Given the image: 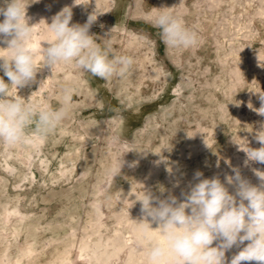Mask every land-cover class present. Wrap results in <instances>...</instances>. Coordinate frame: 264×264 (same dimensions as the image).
<instances>
[{"label":"rangeland","instance_id":"rangeland-1","mask_svg":"<svg viewBox=\"0 0 264 264\" xmlns=\"http://www.w3.org/2000/svg\"><path fill=\"white\" fill-rule=\"evenodd\" d=\"M66 6L72 24L97 16L89 34L134 63L105 80L73 64L50 69L41 55L34 82L9 86V98L52 109L63 105L65 89L71 97L67 118L47 135L34 121L23 142L0 141V264H96L82 245L118 235L128 247L110 264H128L129 247L149 248L134 234L145 190L178 199L199 171L235 194L226 180L234 170L253 185L264 172V164H245L239 149L261 147L255 136L264 116L255 110L264 93V0H34L27 14L42 50V33L51 35L47 24ZM164 7L197 33L196 47H166L154 26ZM0 77L9 82L2 69ZM58 246L66 249L55 261ZM38 250L48 254L36 263Z\"/></svg>","mask_w":264,"mask_h":264},{"label":"clouds","instance_id":"clouds-1","mask_svg":"<svg viewBox=\"0 0 264 264\" xmlns=\"http://www.w3.org/2000/svg\"><path fill=\"white\" fill-rule=\"evenodd\" d=\"M37 2V0H36ZM24 0H0V43L7 45L8 55L0 57V69L9 82L0 77V141L15 145L25 140V130L34 121L36 131L47 135L69 114L71 90H64V103L58 109L25 104L9 98V86L22 88L35 81L39 71L30 46L34 28L29 23ZM155 17L154 26L161 29L163 43L169 49L187 50L198 44V35L189 29L183 18L167 11V7ZM72 10L64 7L52 17L48 25L50 38L44 42V66L50 69L59 64H73L75 68L101 79L125 75L134 60L130 56H115L111 45L97 43L89 29L97 16H88L83 25L72 24ZM262 106L256 109L264 116V93H260ZM249 107V105H248ZM250 108V107H249ZM255 139L259 148L248 146L239 149L249 161L264 164V124H261ZM114 167L112 173L121 171ZM256 172L261 183L253 185L243 178L238 170L226 177L234 185L235 194L218 177L202 179L197 171L198 182L182 192L183 200L175 196L159 199L151 191H144L136 199L141 205V240L149 242L148 264H226L225 253L234 246L241 249L230 264H264V175ZM239 198V199H237ZM247 202V203H245ZM152 224L158 225L155 229ZM158 230L160 238L152 235ZM248 242L245 245V242ZM214 242H217L213 246ZM242 245H245L241 248Z\"/></svg>","mask_w":264,"mask_h":264},{"label":"bare ground","instance_id":"bare-ground-1","mask_svg":"<svg viewBox=\"0 0 264 264\" xmlns=\"http://www.w3.org/2000/svg\"><path fill=\"white\" fill-rule=\"evenodd\" d=\"M33 1L34 0H27V3L26 4H28V6H27V9L29 8V6H30V4H32L33 3ZM39 2V1H38ZM74 2H76V1H74ZM76 4V3H75ZM43 9V8H42ZM30 13H31V11H30ZM27 16L28 17H30L31 18V16H33V15H29V14H27ZM3 20V16H0V21H2ZM29 23H30V25H31V23H33L32 22V20H29ZM36 27V26H35ZM48 32V31H47ZM43 34V36L44 37H47V38H50V35L48 34L47 35V33H45V31L42 33ZM38 34H36V32H35V29H34V32H33V36H32V40H31V44H30V46L32 47V49H33V52H34V59L36 60V59H39V58H41V55H43L42 54V46H43V43L41 44V42H40V40H41V38L40 37H38L37 36ZM43 39H45V38H43ZM42 41V40H41ZM136 41V40H135ZM46 43V42H45ZM44 43V44H45ZM48 46V45H47ZM7 47V45L6 44H4V43H0V54L1 53H3V55L5 54V53H7V55H8V50L7 49H4V48H6ZM237 75V74H236ZM238 76V75H237ZM238 78V77H237ZM239 79V78H238ZM234 83H235V81H234ZM215 110V109H214ZM33 139H34V137H33ZM29 140V139H28ZM44 140V139H43ZM28 143H29V141H28ZM31 144V143H30ZM36 145V144H35ZM37 145H38V143H37ZM37 145H36V147H37ZM195 146H197V144H195ZM195 146H193V148L192 149H194L195 151H196V147ZM191 151V150H190ZM194 151V152H195ZM192 152V151H191ZM190 152V153H191ZM28 153V152H27ZM31 152H29V154H30ZM28 156V155H27ZM64 168V167H63ZM66 169V168H65ZM64 169H62V171H63ZM65 171V170H64ZM62 173H64V172H62ZM70 176V175H69ZM234 186V185H233ZM133 196V195H132ZM129 197V196H128ZM134 199V198H133ZM178 200L179 201H182L183 200V197L182 196H180V198H178ZM245 203H247V202H245ZM23 218V217H22ZM99 219V218H98ZM24 220H26V219H24ZM23 220V221H24ZM20 221H21V219H20ZM133 222V221H132ZM97 224V223H96ZM22 225V224H21ZM140 226L139 227H137L136 226V228L134 227V234L138 237V241L140 242V243H142L143 245L145 244V242L146 241H142L141 240V224H139ZM20 227V226H19ZM156 227H158V225H153L152 226V228L153 229H155ZM18 230V229H17ZM99 232V231H98ZM151 232H152V235L153 236H155L156 238H160V236H159V231L158 230H151ZM11 235H12V233H11ZM96 235H97V232H96ZM37 238V237H36ZM103 241V237L102 238H100L98 241H93V242H91V243H88V242H85L83 245H82V249H81V251H84V253H85V256L88 258V260L90 261V262H92V261H94L96 264H110V260H111V257L112 256H114V254H119V252H122L123 251V249H125L126 247H128V244H127V241H125V239L122 237V236H120V235H118L117 237H108L104 242H102ZM58 242V241H57ZM45 243V242H44ZM245 243H247V241L245 242ZM34 245V244H33ZM35 246V245H34ZM10 247H11V245H10ZM65 247L64 248H60V246H58V247H56L55 248V250H56V253H54V254H52V255H54V257H55V261H58V260H60V259H62L63 258V255L65 254ZM37 250V249H36ZM35 249H32V255L35 253V252H37ZM238 248H236L235 246L232 248V249H230L229 251H228V255H229V253H231V258L236 254V253H238ZM40 250H38V253H36L35 254V256L33 257V261H36V263H38L39 262V260H40V258H43V257H45L47 254H48V252H44V251H40ZM53 251V250H52ZM67 252V251H66ZM6 253V252H5ZM4 254V253H3ZM227 254V251H226V253H225V255ZM83 256H84V254H83ZM129 256H130V258H129V263L128 264H148V261H147V255L146 254H138L136 251H135V249L133 248V247H129ZM226 258V257H225ZM230 258V259H231ZM8 259V258H7ZM15 259V258H14ZM230 259H226V264H230ZM86 260V259H85ZM87 260V261H88ZM8 261V260H7ZM38 261V262H37ZM139 262H141V263H139ZM53 263V262H52ZM50 264H51V262H50ZM251 264H256V262H251Z\"/></svg>","mask_w":264,"mask_h":264}]
</instances>
